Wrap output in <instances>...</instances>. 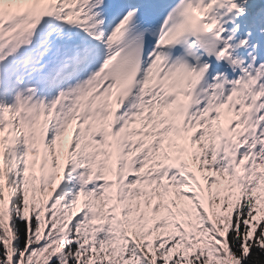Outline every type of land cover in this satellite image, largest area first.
Here are the masks:
<instances>
[{
	"label": "snow or ice",
	"instance_id": "obj_1",
	"mask_svg": "<svg viewBox=\"0 0 264 264\" xmlns=\"http://www.w3.org/2000/svg\"><path fill=\"white\" fill-rule=\"evenodd\" d=\"M0 264H264V0H0Z\"/></svg>",
	"mask_w": 264,
	"mask_h": 264
}]
</instances>
